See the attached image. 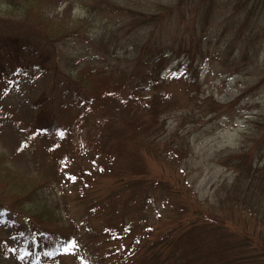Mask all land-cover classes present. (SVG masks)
I'll use <instances>...</instances> for the list:
<instances>
[{"label":"rangeland","instance_id":"1","mask_svg":"<svg viewBox=\"0 0 264 264\" xmlns=\"http://www.w3.org/2000/svg\"><path fill=\"white\" fill-rule=\"evenodd\" d=\"M15 1L0 0V41L4 19L35 20ZM223 1L33 0L61 33L47 62L37 38L20 61L0 58V163L56 200L39 231L61 246L36 248L0 218V264H153L162 238L157 264H173L194 221L209 243L262 240L263 224L226 198L237 161L264 182V7L245 23L249 5ZM54 80L61 109L43 135L30 128Z\"/></svg>","mask_w":264,"mask_h":264},{"label":"trees","instance_id":"2","mask_svg":"<svg viewBox=\"0 0 264 264\" xmlns=\"http://www.w3.org/2000/svg\"><path fill=\"white\" fill-rule=\"evenodd\" d=\"M234 1H236V6L245 5L248 7L249 5L243 18L240 16V18L244 19L245 23L249 22L250 14H252L257 7H264V0H257V3L254 1L251 6L249 4L250 0ZM234 1L225 0L223 1V4L226 8L230 9V5ZM8 2L11 3V5H18L19 3L15 0H8ZM24 6H26L25 12L28 14L30 12H36L35 20L19 18L14 20L4 19L5 24L1 25V30L6 32L7 36L4 37V40L0 41V45L4 43V46H0V58L5 60L14 57L20 61L22 56L14 55V52H21L23 55L25 46L29 45L32 40L34 41V39L37 38L43 40L44 44L47 46L42 48L39 46L38 57H40L43 63L47 62L54 57V53L49 48L51 45L54 46L55 43L54 38H52L55 34L54 31H59L58 34H60L62 27L58 26V29L51 19L41 16L39 13L40 11L37 5L34 4L33 0H24ZM41 26H44V28ZM89 72L90 71H88V73ZM80 73H82L81 70ZM83 74H86L85 69ZM57 86L58 84L54 80L49 91L46 90L41 94L40 99L44 100V107H41L43 108L42 111L37 109V116H35L33 126L30 128L38 130L43 135H48L54 126V121L50 118L48 112L54 111L55 108L59 110L61 109L60 102L57 104V99L56 103H54L55 99L53 102L48 100V96L55 95ZM72 86L76 85L73 83ZM72 86L68 89V93L73 92ZM41 103L42 101L35 105L38 106L41 105ZM235 167L237 168L235 181L233 182L232 189L228 190L231 194L226 198V201L231 202V205L233 206L237 205L246 212H249L255 220H259L264 226V182L262 184L257 182L252 183L253 179H257L260 175L257 176L251 165L247 166L246 164L237 161ZM254 174H256L255 177ZM134 175L135 174L133 173L121 177L120 181L126 185V188L127 185H131L132 180L135 181L134 179H136V177H133ZM24 182L26 181L19 172H14L8 166H3L0 163V218L10 221L13 224L14 232L25 236L26 241L32 240L34 247L38 248L49 245V248L55 251L61 245L56 246L58 243L54 244V242H56L55 239L47 240V235H53L55 232L51 230L47 231V227L44 235L41 234L39 230H42L41 226L43 225V222L49 223L50 220L54 218V215L57 212V206L54 205L53 209L48 202L52 205L53 201L56 200L50 197V194L48 193L41 194L39 188L40 185L38 187V184H35L26 188L28 184ZM144 183H148V181L145 176L143 177L141 170H139V186ZM241 184L243 186H241ZM133 191L137 193V190ZM148 192L150 193V189L147 193ZM149 193L147 198H150ZM133 195H135V193H133ZM41 196L45 198L42 199ZM27 203H31L33 207L30 208L26 205ZM61 209L62 208H60V212L62 213ZM20 216L24 219L23 222H21V225L19 224L20 222H18ZM34 225L37 227L35 228ZM199 225L200 224L196 221L190 223V226L182 230L178 234L179 237L176 240H173V242L179 243L184 239L181 243L183 245H178L177 243L176 246V244H173L174 251L170 254L171 258H173V264H264V231H261L263 236L260 241L253 240V237L247 235H245L244 238L242 236L240 239L234 238L233 240H227L224 235L225 233L219 232L217 235L222 238L220 240L218 238L217 241L209 243L199 234ZM163 239L164 238L160 239V241L156 243L153 242L150 246L152 250L151 255L154 258L153 264H157L159 255L157 250H160L158 243ZM170 241L168 243H170ZM187 241L189 243H185ZM184 243L186 246H184ZM164 244L165 241H163L162 247Z\"/></svg>","mask_w":264,"mask_h":264},{"label":"snow or ice","instance_id":"3","mask_svg":"<svg viewBox=\"0 0 264 264\" xmlns=\"http://www.w3.org/2000/svg\"><path fill=\"white\" fill-rule=\"evenodd\" d=\"M60 135L63 136V133H60ZM71 179L74 180L75 177H71ZM75 246H76V242L73 240L67 247H64L62 251L65 253H70Z\"/></svg>","mask_w":264,"mask_h":264}]
</instances>
